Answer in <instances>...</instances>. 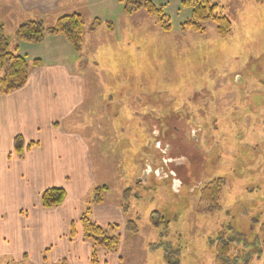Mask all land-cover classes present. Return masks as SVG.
Wrapping results in <instances>:
<instances>
[{
	"label": "rangeland",
	"instance_id": "1",
	"mask_svg": "<svg viewBox=\"0 0 264 264\" xmlns=\"http://www.w3.org/2000/svg\"><path fill=\"white\" fill-rule=\"evenodd\" d=\"M151 1L169 17L171 31L144 11L125 14L121 0L77 11L85 22L82 64L92 80L88 108L99 110L106 129H126L106 146L107 184L113 194L133 188L140 195L130 213L138 233L122 240V264H215L220 237L232 242V264H264V0H215L232 23L226 38L214 22L203 34L182 32L192 14L185 0ZM96 18L115 27L95 38L99 46L87 36ZM5 23L10 32L19 24ZM13 35L10 44L22 45L28 61L54 48ZM65 51L81 62L73 47ZM217 179L225 186L212 214L199 199ZM153 213L169 225L158 216L153 224Z\"/></svg>",
	"mask_w": 264,
	"mask_h": 264
},
{
	"label": "crops",
	"instance_id": "2",
	"mask_svg": "<svg viewBox=\"0 0 264 264\" xmlns=\"http://www.w3.org/2000/svg\"><path fill=\"white\" fill-rule=\"evenodd\" d=\"M98 3L99 0H0L4 17L0 24L8 36H14L13 32L28 21L53 25L60 17L80 14L77 11H88ZM5 19L19 24L10 32ZM105 32L113 34L115 27L112 31L106 26L88 30V40L95 42ZM46 40V46L54 48L46 58L29 60H40L41 64L31 68L26 86L0 95V181L5 182V188L0 189V264H92V247L83 238L80 219L97 188L107 190L103 202L92 207L93 222L103 228L119 226L124 242L132 238L125 226L133 220L131 200L140 199V195L133 188L128 189L131 194L127 199L124 194H113L104 166L106 146L111 149L115 141H110L120 139L126 129L118 130V136L111 124L106 129L99 110L88 108L92 80L84 72V51L79 54L80 62L78 57L67 55L65 49L72 47L63 36H47ZM95 43L99 46L100 42ZM21 46L11 45V49L20 54ZM92 66H87V72ZM106 132L112 137L108 142ZM17 137H22L26 145H37L19 157L14 151ZM147 168L151 170V166ZM52 188L64 189L66 198L59 207L46 209L41 195ZM109 196L113 197L111 201ZM126 206L129 208L125 211ZM122 248L123 241L115 254L101 250L100 264H122Z\"/></svg>",
	"mask_w": 264,
	"mask_h": 264
},
{
	"label": "trees",
	"instance_id": "3",
	"mask_svg": "<svg viewBox=\"0 0 264 264\" xmlns=\"http://www.w3.org/2000/svg\"><path fill=\"white\" fill-rule=\"evenodd\" d=\"M125 14L133 15L144 11L148 15L154 17L157 24L164 32L171 31L169 17L164 13L163 9L156 7L151 0H121ZM183 5L192 11L191 18L181 25L182 32L188 30L205 33L204 24L214 22L217 34L221 38H226L232 33V23L227 16L219 13V5L215 0H185ZM102 26L99 19H95L91 24L89 31L93 32ZM107 29L113 30V25L107 23ZM63 36L74 50L81 54L83 41L85 36V22L81 14L74 13L60 17L53 26L46 27L41 21L32 20L19 26L15 32V38L18 42L29 44H42L47 36ZM41 64L40 60L29 62L27 57L21 56L18 50H12L10 41L7 37L5 27L0 24V95H9L24 88L28 82L31 68ZM37 144L31 143L26 145L22 137H17L14 142L15 154L22 157L25 152ZM225 186L223 179L212 180L208 182L200 192L199 204L209 213H217L220 211L221 197ZM107 188H97L93 192V199L88 207L84 210L80 223L83 228V238L91 244V263L100 264L99 252L106 251L109 254H115L119 251L122 238L120 235H113L112 232L118 231L119 226H110L103 228L91 219L93 205L103 202V193ZM131 191L124 193L127 199ZM66 198V191L62 188H52L44 191L41 195V204L46 209L56 208L63 204ZM129 207H124L126 211ZM199 208V212H200ZM203 211V210H202ZM159 217L163 226H168L169 222L158 213L152 214V222ZM156 227H159L155 224ZM125 229L127 233L137 234L138 227L136 221L127 222ZM74 230L71 236H74ZM157 246L152 245L153 249ZM215 264H232L235 258H232V242L220 237L213 245ZM231 255V257H230Z\"/></svg>",
	"mask_w": 264,
	"mask_h": 264
}]
</instances>
